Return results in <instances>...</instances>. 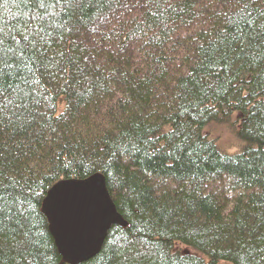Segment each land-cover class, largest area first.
<instances>
[{"label": "trees", "instance_id": "obj_1", "mask_svg": "<svg viewBox=\"0 0 264 264\" xmlns=\"http://www.w3.org/2000/svg\"><path fill=\"white\" fill-rule=\"evenodd\" d=\"M93 174L82 264H264V0H0V264H65L41 203Z\"/></svg>", "mask_w": 264, "mask_h": 264}, {"label": "water", "instance_id": "obj_2", "mask_svg": "<svg viewBox=\"0 0 264 264\" xmlns=\"http://www.w3.org/2000/svg\"><path fill=\"white\" fill-rule=\"evenodd\" d=\"M41 213L65 264H82L92 259L110 228L124 226L100 174L56 182L42 200Z\"/></svg>", "mask_w": 264, "mask_h": 264}, {"label": "rangeland", "instance_id": "obj_3", "mask_svg": "<svg viewBox=\"0 0 264 264\" xmlns=\"http://www.w3.org/2000/svg\"><path fill=\"white\" fill-rule=\"evenodd\" d=\"M229 139V138H228ZM220 264H225V263H220Z\"/></svg>", "mask_w": 264, "mask_h": 264}]
</instances>
